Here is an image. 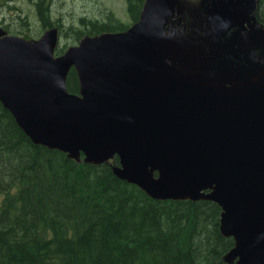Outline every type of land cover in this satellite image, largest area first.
<instances>
[{"label": "water", "instance_id": "water-1", "mask_svg": "<svg viewBox=\"0 0 264 264\" xmlns=\"http://www.w3.org/2000/svg\"><path fill=\"white\" fill-rule=\"evenodd\" d=\"M253 5L213 4L220 34ZM173 6L146 0L126 31L57 56L55 29L33 42L0 32V102L34 143L89 162L116 157L114 173L154 199L216 202L234 239L227 260L264 264V69L230 85L182 73V46L166 31ZM72 67L79 93L66 87Z\"/></svg>", "mask_w": 264, "mask_h": 264}, {"label": "trees", "instance_id": "trees-1", "mask_svg": "<svg viewBox=\"0 0 264 264\" xmlns=\"http://www.w3.org/2000/svg\"><path fill=\"white\" fill-rule=\"evenodd\" d=\"M144 2L126 0L132 20ZM80 24L66 29L75 41L129 27L112 13ZM66 86L80 90L74 68ZM116 164L34 143L0 102V264H233L234 239L221 232L216 202L154 199L119 178Z\"/></svg>", "mask_w": 264, "mask_h": 264}, {"label": "flooded vegetation", "instance_id": "flooded-vegetation-1", "mask_svg": "<svg viewBox=\"0 0 264 264\" xmlns=\"http://www.w3.org/2000/svg\"><path fill=\"white\" fill-rule=\"evenodd\" d=\"M14 0H0V11L4 7L15 9L12 17L0 19V28L8 33H22L30 30V15L37 19L36 24L44 31L47 28H57L58 19L49 15L51 0H27L29 11L21 16L17 11L20 7L9 3ZM234 0H187V5L175 10L168 28L175 32V25L179 27L183 48L179 51L182 57L183 72L214 79L229 84L239 74L252 72L253 53L249 42H264V0H255L252 13H246V18L237 20L235 24L220 34L210 14L213 4L216 6L232 5ZM248 4L252 0H244ZM239 18L244 14V7L239 9ZM4 14V12H3ZM43 14H47L49 25L43 21ZM182 27H180V25ZM20 29H19V28ZM0 29V31H2ZM174 59V58H173Z\"/></svg>", "mask_w": 264, "mask_h": 264}, {"label": "rangeland", "instance_id": "rangeland-1", "mask_svg": "<svg viewBox=\"0 0 264 264\" xmlns=\"http://www.w3.org/2000/svg\"><path fill=\"white\" fill-rule=\"evenodd\" d=\"M178 1L185 2L186 0ZM9 4L20 7L21 11H17L16 13H20L21 16H24L30 10L27 0H14ZM14 12L15 9L5 6L4 10L0 11V19L6 18L9 20ZM109 13H112L116 19L127 26L132 25L133 23V20L130 18L127 12L126 0H51L49 11L50 17L53 19H58L59 22L58 29L60 31V46L64 44L67 46H73L78 43L75 41L76 35H74V32H67L66 29L69 26H73L74 29L82 28V25L80 24V18L99 20L102 22L106 21V16ZM30 21L31 24H35V26L31 27V29L28 31H26V28L24 27L23 30L25 31L23 34H27L28 36L37 39V37L42 33L40 32L41 28L36 24L37 19L34 15H30ZM262 30L264 31L263 28ZM4 33L7 32L4 31ZM249 46L252 48L253 53V68L256 70L264 69V48L262 44L254 41L249 42ZM245 73L250 76L253 75L251 71Z\"/></svg>", "mask_w": 264, "mask_h": 264}, {"label": "bare ground", "instance_id": "bare-ground-1", "mask_svg": "<svg viewBox=\"0 0 264 264\" xmlns=\"http://www.w3.org/2000/svg\"><path fill=\"white\" fill-rule=\"evenodd\" d=\"M47 185V184H46ZM58 221V220H57ZM18 224V223H17ZM2 226V225H1ZM67 227V226H66ZM77 227V226H76ZM63 228V227H62ZM4 229V228H3ZM81 229V228H80ZM151 229V228H150ZM82 230V229H81ZM1 235V234H0ZM130 235V234H129ZM158 236V235H157ZM12 237V236H11ZM3 240V239H2ZM2 247V246H1ZM64 256V255H63ZM57 258V257H55ZM58 259V258H57ZM45 260V259H44ZM58 261V260H57ZM60 261V260H59ZM2 262V261H1Z\"/></svg>", "mask_w": 264, "mask_h": 264}]
</instances>
